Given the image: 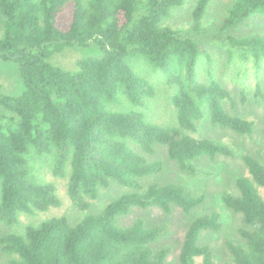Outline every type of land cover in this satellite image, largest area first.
I'll return each mask as SVG.
<instances>
[{"label": "trees", "instance_id": "obj_1", "mask_svg": "<svg viewBox=\"0 0 264 264\" xmlns=\"http://www.w3.org/2000/svg\"><path fill=\"white\" fill-rule=\"evenodd\" d=\"M189 1L0 0V61L17 67L24 86L14 96L0 85V224L14 227L22 215L60 205L54 185L34 174L39 163L67 179L69 199L83 212L112 183L130 190L76 225L57 217L0 236L5 264H217L200 240L203 232L221 231L218 214L193 220L176 263L169 260L171 246L157 248L172 235L168 224L121 222L134 208L190 215L204 202V194L177 183L143 186L142 179L164 170L161 160H152L159 148L180 172L197 177L207 174L199 160L236 156L228 143L195 136L202 121L247 138L255 131L254 121L225 108L236 101L214 76L210 53L190 34L163 24ZM210 2L197 1L194 28H203ZM254 18L264 19V0H233L214 27L230 45L231 59L252 61L261 70L264 33L231 35ZM93 45L102 55L78 60L75 72L52 62L67 48ZM203 60L206 81L198 75ZM153 75L172 89L174 124L146 119L143 109L158 98ZM261 91L258 85L257 97ZM242 160L248 175L235 180L239 194H222L224 205L245 221L243 243L227 242L228 264H264V162L251 154Z\"/></svg>", "mask_w": 264, "mask_h": 264}, {"label": "rangeland", "instance_id": "obj_2", "mask_svg": "<svg viewBox=\"0 0 264 264\" xmlns=\"http://www.w3.org/2000/svg\"><path fill=\"white\" fill-rule=\"evenodd\" d=\"M197 1L190 0L185 7L178 9L163 24L190 34L210 53L213 58L212 70L214 76L230 90L236 101L235 105L226 103L225 108L230 114L254 121V134L251 138L242 137L230 130H221L214 127L208 119L202 121L199 124V132L195 136L228 143L234 149L236 156L234 158L220 157L214 163L207 159L199 160L197 162L198 167L207 174L197 177H191L180 172L176 164L168 157L165 149L159 148L152 160H161L164 163V170L159 175L142 179L143 186L148 187L154 183L162 185L171 182L177 183L195 196L204 194L206 196L204 202L196 207L190 215H184L180 209H175L172 215H166L157 208L146 210L134 208L131 214L123 218L121 222L123 225L128 226L137 218H142L148 226L168 224L172 230V235L163 240L157 248L164 245L171 246L173 253L169 260L176 263L185 234L193 220L204 215L218 214L222 223L221 231L203 232L200 242L211 247L217 264H228L231 262V255L227 242L243 243L239 229L245 225V221L241 214L233 212L224 205L222 194L225 191L235 195L239 194L235 180L237 177L248 175V170L242 160L244 154H251L264 162V64L262 69L258 70L252 61L243 62L231 59L228 55L230 45L228 42L223 41L225 36H219L214 27L230 8L233 0H210V5L204 17L203 28L201 29L194 28L192 15ZM1 27L0 18V32ZM255 32L264 33L263 18H254L249 27L242 28L241 31H235L231 35L243 36ZM228 35L230 33L226 34L227 37ZM101 55L100 49L95 45L72 47L55 56L52 62L67 71L75 72L78 70V60ZM198 75L200 81L207 80L206 60L201 62V69L200 63L198 64ZM151 80L158 88V98L148 109H143L147 121L161 126L174 124L176 114L169 101L172 89L167 85L163 76L153 75ZM0 85L6 94L17 96L22 93L24 86L15 65L0 61ZM258 85L262 88L261 94L263 96H256ZM243 96L245 97V103H243ZM34 174L40 181L54 185L60 205L35 216L22 215L20 224L14 227L7 228L0 224V236L10 232H20L27 225H36L57 217H65L71 224L76 225L88 215L101 212L109 203L130 191L117 183H112L109 188L101 189L99 198L91 203L88 211L83 212L77 209L69 199L67 179L55 178L50 168L41 163L37 164ZM261 193L264 196L263 189ZM5 262L0 254V264H5Z\"/></svg>", "mask_w": 264, "mask_h": 264}]
</instances>
